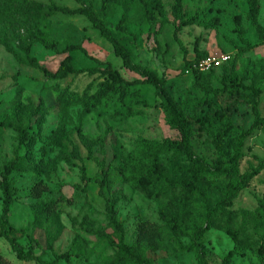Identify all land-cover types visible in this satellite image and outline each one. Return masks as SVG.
<instances>
[{
  "label": "rangeland",
  "instance_id": "374dc122",
  "mask_svg": "<svg viewBox=\"0 0 264 264\" xmlns=\"http://www.w3.org/2000/svg\"><path fill=\"white\" fill-rule=\"evenodd\" d=\"M168 22L147 25L136 22L140 13L137 0H124L109 8L106 18L111 33L132 52L135 63L154 70L164 78L158 88L141 82L127 88L124 102L110 94L98 106L80 117L81 94L90 83L93 90L100 78L87 73L69 75L63 80H49L42 71L25 60L20 39H9L18 33L30 47V54L38 64L54 71L65 55H70L73 66L102 67L109 61L128 81L142 79L122 67L121 60L112 53L111 44L100 37L99 31L81 14L50 13L52 5L74 9L91 6L100 13L101 0H0V8L8 7L9 19L0 21V162L22 156L28 171L10 174L15 199L10 206L8 223L17 229L12 235L31 256L19 259L10 243L0 236V264H135L122 260L106 239L88 233L84 228H103L110 232L104 211V199L97 193L102 171L108 172L103 188L106 197L121 199L116 204L117 219L125 228L124 241L136 239L145 253L157 264H197L195 253L180 250L169 229L158 215V203L146 198L124 184L117 168L133 148L136 137L162 140L179 138V133L165 123L161 97L177 102L190 121V144L193 155L203 159L202 171L210 170L222 155L212 144L217 131H225L221 143L234 146L242 129L252 128L242 144L240 172L249 169L264 157V122L253 125L249 106L229 91H221L219 80L225 76L231 61L236 58V72L241 74L249 61L264 58V44L247 18L245 0H182L187 17L192 23L173 31L177 24L170 11L172 0H161ZM127 22L122 30L116 27L122 13ZM237 18V19H236ZM258 21L264 26V0H260ZM8 40L16 56L6 51ZM41 39L54 44L56 50L46 48ZM244 41L255 46L247 53H238ZM197 51L205 55L228 54L229 60L214 67L198 81L189 60ZM79 44L86 54L64 49ZM92 58L99 60L97 64ZM259 110L264 118V80L259 84ZM138 92L139 98L134 97ZM216 91V92H214ZM142 102H145L144 105ZM234 102V104H233ZM130 110L138 113L132 114ZM220 116L215 117L216 114ZM214 120L207 128H199L196 119ZM6 121L29 123L25 143L19 145L17 133L4 126ZM83 136L82 138L78 130ZM221 129V130H220ZM104 136L103 147L91 143L87 137ZM168 173L172 165L190 164L184 156L170 154L160 157ZM88 181L81 180V170ZM212 198L215 188L207 191ZM264 196V169L249 182L234 199L231 208L220 216V224L236 231L237 246L224 229L208 228L200 238L207 250L210 264H264L263 225L254 215L258 200ZM37 205L41 216L33 212ZM3 195L0 191V216ZM211 208L214 207L213 200ZM187 243V239H181ZM233 253L226 262L229 252Z\"/></svg>",
  "mask_w": 264,
  "mask_h": 264
},
{
  "label": "trees",
  "instance_id": "16d2710c",
  "mask_svg": "<svg viewBox=\"0 0 264 264\" xmlns=\"http://www.w3.org/2000/svg\"><path fill=\"white\" fill-rule=\"evenodd\" d=\"M5 1L8 6L10 0ZM137 2L140 6V13L136 19L138 24L152 25L158 22L162 26L168 22L167 13L161 0H137ZM245 2L248 7L247 18L255 29L258 39L264 44V26L258 21L260 0H245ZM115 3H124V0H101L100 13L95 12L89 5L74 9L52 5L49 11L50 13L60 12L63 14L84 15L92 27L99 31L100 37L111 44L112 53L115 57L120 58L122 67L134 72L142 79L126 80L109 61L104 62L102 67L93 66L77 69L73 66L70 55H65L54 71L49 70L45 66L38 64L37 60L31 56L29 45L18 37V33L15 36L12 32L9 34V39L17 41L20 39L19 45L26 59L17 58L18 61L40 69L49 80H63L69 75L78 73H87L90 76L96 74L100 78L94 90L89 83L82 91L80 96L81 118L103 102L110 94H116L118 100L124 102L128 97L127 88L130 86L141 82L147 86L158 88L164 83V78L159 76L154 70L135 63L131 50L119 38L114 36L107 27V10ZM170 11L174 21L177 23L174 27L173 36L179 42L177 32L182 26L192 23L193 18L186 16L182 0H172ZM3 19H9L8 7L0 8V21ZM126 22L127 17L123 12L116 27L122 30ZM40 41L46 48L56 50L54 44H49L43 39ZM3 45L7 52L16 56L7 39L3 41ZM194 46L196 55L192 60L188 61V64H190L192 71L196 73L195 79L198 81L202 72L194 70L192 64L207 55L197 51V42H195ZM254 46L255 44L244 41V46L239 48L238 53H247ZM64 51H80L86 54L85 49L79 44L69 45ZM92 59L97 64L101 63L95 58ZM236 62L237 60L234 58L228 69L224 68L226 78L222 76L219 80V88L223 92L229 91L235 93L236 96H242V101L250 108L254 120L253 125L261 124L264 122V118L259 110V96L261 94L259 84L264 80V58L249 61L241 74L236 72ZM212 69L206 72L207 77L213 75L210 72ZM132 93H134V97L139 98L138 92L134 91ZM142 103L146 105L145 102ZM161 107L165 114L166 125L170 129L176 130L179 133V138L155 140L142 136L136 137L133 148L124 157L122 164L117 168V172L124 184L137 190L146 198L157 201L159 218L169 229L172 239L177 242L180 250L194 252L197 264H210L207 250L204 248L200 238L208 228L224 229L233 238L235 246H237L236 231L230 230L224 224H220V216L225 210L232 207L233 201L238 194L248 186L253 177L264 169V157L258 159L256 164H250L248 170L240 172L239 162L243 156L242 144L245 137L252 133V128L242 129L239 135L234 137V140H236L234 146H229L227 142L221 143L226 133L225 131H217L212 138V144L221 153L222 157L214 161L210 170L202 171L200 164H202L203 159L193 155L191 152L190 121L187 118L188 116L185 115L177 102H171L164 97H161ZM130 112L132 114L138 113L133 110H130ZM218 116H220L219 113L215 117ZM213 120V118L202 117L196 119V122H200L201 126L199 128H207ZM29 125V123L24 121H6L4 123L5 127L11 128L17 133L19 145L25 143ZM77 130L82 138L86 137L80 134L79 129ZM87 138L91 143H98L100 147H103V135ZM166 154H170L173 157L185 155L191 165H172V172L168 173L160 159L162 155ZM28 170L30 168L26 166L22 156H15L8 161L0 162V191L3 195L0 236L10 243L11 249L19 259H27L31 254L23 251L21 244L12 235L17 229L8 223L10 206L16 195L11 184L10 174L13 171L25 172ZM88 179L82 169L81 180L88 181ZM96 182L98 183L97 193L104 199V211L110 232L103 228L96 229L87 226L84 229L90 234L106 239L108 244L115 248L118 257L122 260H128L135 264H157L152 257L145 253L144 246L139 239H136L132 244L125 243V228L123 223L117 219L116 211V204L121 199V196L114 198L106 197L103 194V188L108 182V172L103 170L102 178L96 180ZM212 188L218 191V195L215 198H212L207 193ZM212 200L214 203L213 208L210 207ZM32 209L35 216L39 218L42 209H38L36 204ZM253 215L262 223L264 230V196L258 200L257 206L253 210ZM182 238L187 239V243H183ZM233 251H235V248L225 256L224 262L228 260ZM261 259H264V254Z\"/></svg>",
  "mask_w": 264,
  "mask_h": 264
},
{
  "label": "built area",
  "instance_id": "2783aa9c",
  "mask_svg": "<svg viewBox=\"0 0 264 264\" xmlns=\"http://www.w3.org/2000/svg\"><path fill=\"white\" fill-rule=\"evenodd\" d=\"M230 56L226 53L220 54L219 56L207 55L203 58L196 60L192 64V68L198 72H206L211 68L217 67L222 63L229 60Z\"/></svg>",
  "mask_w": 264,
  "mask_h": 264
}]
</instances>
